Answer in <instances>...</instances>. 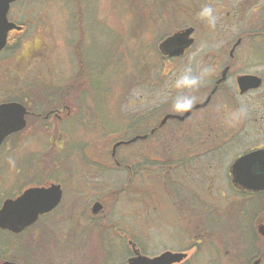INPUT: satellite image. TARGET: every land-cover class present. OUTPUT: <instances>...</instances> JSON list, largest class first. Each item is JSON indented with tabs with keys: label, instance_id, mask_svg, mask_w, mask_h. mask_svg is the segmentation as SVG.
<instances>
[{
	"label": "flooded vegetation",
	"instance_id": "flooded-vegetation-1",
	"mask_svg": "<svg viewBox=\"0 0 264 264\" xmlns=\"http://www.w3.org/2000/svg\"><path fill=\"white\" fill-rule=\"evenodd\" d=\"M13 4L10 6L7 18L21 29L9 31L7 43L0 51V105L14 104V110L11 112L13 130H10L11 132L1 141L0 153L6 151L13 155L11 151L26 147V141H35L42 136L48 138V143L39 145L35 149V154L30 155L31 150L25 151L27 155L24 161L21 159V165L0 166V209L6 200L17 199L32 188H49L52 185H57L60 186L62 197L58 205L51 211L40 214L36 221L24 228L22 232L15 233L0 228V235L9 236L11 239H21V237L23 239L28 234L31 238L30 241H26L29 247L23 245L20 247L18 244L8 245L0 240V264L6 262L40 264L34 257L38 254L37 247L29 245L34 242L33 233L38 234L39 232L41 235L46 232L48 221L53 216L56 217L62 208L66 207L65 211L71 212L74 207L80 205L75 191L77 175L75 177L70 171L66 172L63 167L64 162L62 160L58 162V158L63 153L66 140L74 139L81 123L93 137L96 136L95 138L98 135L114 134L115 143L111 154L108 155L106 151L103 154L100 152L101 157L105 158L104 162L94 159L87 161H92L99 167L106 166L107 170L111 168H108L110 166L106 164L113 163L116 170L122 173L128 171L130 178L127 183L123 179V189L132 183L134 176L136 185L142 186L145 176L142 174V162H137L138 166H135V169L125 160L117 157L119 147L151 140L157 142L160 141L158 140L160 136L179 146L180 151L173 150V144L169 146L168 160L165 163L168 165H162L160 169H162L161 175H164L165 178L173 177L175 174L182 175L178 179L173 178L174 181L176 180L177 186L175 189L173 188L176 190V193H173L175 196L170 199L171 206L176 207L174 208L177 210L180 223L181 219L186 217L187 211L196 210V204L192 201L197 199L202 203L203 198L192 193L185 181L179 179H184L187 177L186 173L190 175L195 170L205 172L204 170L208 168H222L226 165L227 159L220 158L224 154L228 153L227 155H229L231 152H233L231 156L236 154L233 161L225 168L232 187L243 196L242 199L250 200L255 194H258L248 191L241 185L235 186L232 181L231 168L239 157L257 150H264V142L261 141L248 146V132L246 131V127L252 126L251 115L258 112L261 114L263 122L261 130L264 132V72H259L256 70L258 67H255L264 63V57L258 54L259 45L264 43V0H137L133 37L136 39L135 51L138 65L140 64L138 73L141 83L150 84L153 99L160 90L164 92L167 90L166 92L172 98L184 91L172 90L170 85L183 72L194 50L198 61V64H193L194 71L198 72L199 68L204 66L211 67L214 71L206 82L192 93L197 97V103L187 118H179L185 113L181 115L174 112L172 99H170L168 102L167 100L163 102L164 105L166 104L165 109L171 107V112L165 111L159 116L161 109L157 102L148 113L137 112L135 118L130 119L129 123L119 122L118 128H111L107 121L93 117L92 109L96 107L92 102L91 105H88L86 99L87 94L90 96L103 93V98L106 99L105 105L109 104V61L104 60L102 64L94 67L88 61V43L85 45L84 39H80L73 44L74 59L69 69L64 71L60 65L65 59H59L56 63L51 64V60H47V54L44 53L45 43L40 40H31L27 44H25L26 41L22 43L21 35L26 32L28 24L24 19L20 21L12 17ZM205 4L212 6L218 17L215 29H210L198 16ZM185 32L188 33L184 45L188 46L182 54H173L175 48H162V43L168 38ZM202 45L203 49L201 50ZM196 47H200V50L197 51ZM176 62L181 63L178 65ZM39 63L51 64L49 67L55 68L54 77L57 80L45 81L42 71H37V66L40 67ZM59 66L60 71L58 72ZM32 70L34 73L37 72L34 77L35 83L31 80ZM143 75L144 77H142ZM243 77L253 79L241 82ZM258 82L260 83L258 86H253ZM255 94H257L256 97H254ZM139 104L141 105V102ZM105 105L103 108L106 109ZM242 105L247 107V115L243 119L238 118L237 121L233 119V116ZM170 114L174 117L163 122L165 117ZM147 118H150L149 125L154 124L150 130L147 127L144 129L143 126V121ZM239 121H241L240 126ZM22 122L24 123L23 127ZM194 122L203 127L202 133H187L188 126H192V123L194 125ZM167 126H173L174 129L181 128L185 132L178 134L172 129L161 135V131ZM133 138L136 140L132 141ZM117 143L121 144L115 147ZM155 144L153 147L157 149L158 145ZM49 148L51 151H55L54 156L48 153ZM32 155H36L43 165H30V156ZM53 161L58 162L55 167L50 164ZM153 161L155 160L151 159V162ZM149 168L155 170L154 164L151 163ZM88 171H90L91 178L96 176L95 172L91 173L92 169ZM69 181L75 184L74 187L68 186L73 189V196L70 195L72 197L67 196L66 193L67 186L65 187V184L67 182L68 185ZM87 185L90 187L92 184ZM105 189L102 193L97 192L93 196L89 194L84 199L85 202L81 204L91 206L84 211L92 220L93 229L102 226L99 227L103 230L102 232H106L110 236L111 227L115 225L108 221L109 217L106 212L109 209L108 203L111 198L108 197L109 190ZM236 200L239 201L240 198ZM65 203L69 204L68 208ZM95 204L101 206L98 211L94 210ZM36 227L39 228L38 231L33 232L32 230H35ZM118 230L127 232L126 228L119 225ZM78 232V226L74 225L72 234L75 233L79 236ZM120 234L122 235V233ZM124 235L128 238L133 255V245L143 254L141 248L128 236L129 234L125 233ZM189 247L180 249L178 252L185 253ZM45 258V253L42 252L40 259L43 260V264H45Z\"/></svg>",
	"mask_w": 264,
	"mask_h": 264
},
{
	"label": "rangeland",
	"instance_id": "rangeland-1",
	"mask_svg": "<svg viewBox=\"0 0 264 264\" xmlns=\"http://www.w3.org/2000/svg\"><path fill=\"white\" fill-rule=\"evenodd\" d=\"M136 5V0H18L12 6V17L20 21L24 19L28 24L26 32L21 35L22 43L26 41L27 44L31 40L45 43L47 50L44 53L47 54V60H51V64L65 59L60 65L64 71L69 69L74 59L73 44L80 39H84L85 45L88 43V61L94 67L102 64L104 60L109 61V104L105 105L103 93L90 96L87 94L86 99L88 105L92 102L96 107L92 109L93 117L107 121L111 128H118L121 121L129 123L137 112L148 113L157 102L161 109H158L159 116L162 112H171V107L165 109L166 104L163 102L166 95L167 102L172 99L167 90L158 91L153 99L150 84L141 83L139 79L140 64L137 62L136 39L133 37ZM196 50H200V47H196ZM194 52L195 50L190 53ZM258 54L264 57V43L259 45ZM176 63L179 65L181 62ZM51 64L39 63L40 67L37 66V71H42L45 81L57 80L54 77L55 68L49 67ZM255 67H258L256 70L259 72H264V63ZM59 68L60 66L58 72ZM31 73V80L35 83L37 72L32 70ZM104 105L107 106L106 109L103 108ZM251 116L252 126L246 127L248 146L252 143L258 144L259 141L264 142L261 114L255 112ZM149 120L147 118L143 121L144 129L147 127L150 130L154 126L152 123L149 125ZM240 123L241 121L239 126ZM173 126H167L160 134L168 133L174 129ZM174 130L178 134L185 132L177 127ZM200 132H203V127L195 122L188 126L187 133ZM95 137L81 123L74 139L66 140L64 144L58 162L62 160L64 170L70 171L75 177L77 175L75 191L80 205L71 212H66V207L62 208L56 217L50 218L46 232L41 235L39 232L33 233L34 242L29 245L37 247L38 254L34 257L40 264H43L40 259L42 252L45 253V264H127L133 253L125 233L149 257L166 250L178 252L190 246L186 250L188 256L181 264H254L258 260L259 264H264V237L258 232V227L264 224V192H258L252 199L244 200L232 187L225 167L233 161L236 154L231 156V152L229 155H222L220 158H227L226 165L222 168H208L205 172L195 170L190 175L186 173L187 177L184 179H179L185 181L192 193L203 198V204L197 199L192 201L196 204V210L187 211L186 217L180 223L176 207L171 206L170 199L175 196L173 193L176 190L173 188L177 184L174 179L182 175L175 174L165 178L160 169V166L168 165L165 163L168 160L169 146L173 144V150L180 151L179 146L160 136V141L157 142L151 140L119 147L117 157L135 169L137 162H142V174L145 176L142 186L136 185L134 176L132 183L123 189V179L127 183L130 178L128 171L122 173L116 170L113 163L106 164L111 168L107 170L106 166L99 167L96 163L87 161L94 159L104 162L105 158L101 157L100 152L111 154L115 143L114 134ZM47 141L48 138L42 136L35 141H26V147L11 151L13 155L6 151L1 152L0 166H11L9 159L15 161V166L21 165V159L24 161L27 155L25 151L31 150L30 155L35 154V149L39 145H45ZM154 144L158 145L157 149L153 147ZM48 153L54 156L55 151L49 148ZM32 156L30 165H43L36 155ZM151 159L155 161L151 162ZM57 163L53 161L50 164L55 167ZM151 163L155 170L149 168ZM89 169H92L91 173H96L94 178H91ZM150 172L152 173L149 174ZM93 180L97 181L93 183ZM89 183L92 184L90 187L87 185ZM66 186L67 196H73V189L70 187L75 184L69 181ZM104 188L109 190L108 197L111 198L106 212L108 221L115 225L111 227L110 236L102 232L99 228L102 226L93 229L92 220L84 211L91 206L81 204L89 194L93 196L97 192L102 193ZM237 198L240 200H236ZM65 206L68 208L69 204L65 203ZM72 225L78 226L79 236L72 234ZM118 225L126 228L127 232H120ZM38 229L36 227L32 231ZM103 229L107 230L105 227ZM26 236L23 239H11L9 236L0 235V240L8 245L29 247L26 241L31 238L29 234Z\"/></svg>",
	"mask_w": 264,
	"mask_h": 264
},
{
	"label": "water",
	"instance_id": "water-1",
	"mask_svg": "<svg viewBox=\"0 0 264 264\" xmlns=\"http://www.w3.org/2000/svg\"><path fill=\"white\" fill-rule=\"evenodd\" d=\"M18 0H0V51L7 43L8 33L13 29H21L16 23L10 22L7 18L10 6ZM187 33H179L171 36L162 43V48H175L173 54H182L188 45H184ZM250 77L241 78V82H248ZM256 83L253 86H258ZM14 104L0 105V143L12 129L11 112ZM191 112V111H190ZM185 113L179 118L185 119L189 113ZM174 115H168L164 121ZM178 117V116H175ZM21 121V120H20ZM11 123V124H10ZM22 127L24 123L22 122ZM19 126V128H22ZM133 138L132 141H135ZM131 142V141H130ZM121 143L115 145L118 146ZM114 147V148H115ZM232 181L234 185H241L250 192L264 191V150H257L239 157L231 168ZM62 197L60 186L52 185L49 188H32L24 192L17 199L6 200L0 209V228L7 229L15 233L22 232L24 228L36 221L40 214L51 211L58 205ZM100 204L94 205V210L100 209ZM258 232L264 237V224L258 227ZM134 247V255L131 256L127 264H178L184 261L188 254L183 252L164 251L154 257L142 254ZM260 260L254 264H259ZM4 264H14L6 262Z\"/></svg>",
	"mask_w": 264,
	"mask_h": 264
},
{
	"label": "clouds",
	"instance_id": "clouds-1",
	"mask_svg": "<svg viewBox=\"0 0 264 264\" xmlns=\"http://www.w3.org/2000/svg\"><path fill=\"white\" fill-rule=\"evenodd\" d=\"M198 16L203 20L210 29H215L217 25L218 17L215 10L209 4L202 6L198 13ZM203 45L201 46V50ZM198 64L196 54L189 57L188 63L185 65L183 72L171 83L170 88L172 90H184L181 94L172 98V110L178 114H184L190 112L197 103V97L192 93L198 90L213 73L214 69L211 67H200L199 71H194L193 64ZM165 101L168 99L166 95ZM247 107L242 105L234 114L233 119H243L247 115ZM9 164L15 166V161L9 159Z\"/></svg>",
	"mask_w": 264,
	"mask_h": 264
},
{
	"label": "trees",
	"instance_id": "trees-1",
	"mask_svg": "<svg viewBox=\"0 0 264 264\" xmlns=\"http://www.w3.org/2000/svg\"><path fill=\"white\" fill-rule=\"evenodd\" d=\"M136 3H137V0H136ZM257 196V195H256ZM252 199V198H251ZM245 209L248 211V209L245 207ZM255 239V238H254Z\"/></svg>",
	"mask_w": 264,
	"mask_h": 264
}]
</instances>
